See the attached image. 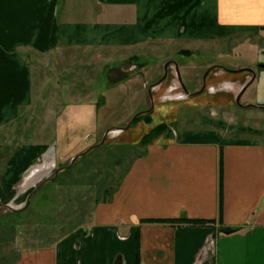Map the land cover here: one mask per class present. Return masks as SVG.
<instances>
[{
  "label": "crops",
  "instance_id": "1",
  "mask_svg": "<svg viewBox=\"0 0 264 264\" xmlns=\"http://www.w3.org/2000/svg\"><path fill=\"white\" fill-rule=\"evenodd\" d=\"M260 33L264 0H0V209L23 218L38 192L65 171L61 128L39 142L26 130L37 95L31 59H42L47 69L97 61L110 87L97 86L103 87L97 96L109 97L114 83L126 79L113 68L116 55L160 45L178 60L187 56L182 51L221 49ZM168 63L149 92V122L124 128L113 144L135 145L161 125L174 130L186 109L231 108L256 79L250 62L213 65L203 88L190 93L177 63ZM187 76L197 84L198 76ZM252 97L242 106H251ZM178 220L211 223L147 222ZM12 264H264V142L228 139L215 125L160 136L85 222L53 244L19 252Z\"/></svg>",
  "mask_w": 264,
  "mask_h": 264
},
{
  "label": "rangeland",
  "instance_id": "2",
  "mask_svg": "<svg viewBox=\"0 0 264 264\" xmlns=\"http://www.w3.org/2000/svg\"><path fill=\"white\" fill-rule=\"evenodd\" d=\"M173 54L170 48L154 45L140 55H116L113 68L124 73L126 79L114 83V91L109 92V97L107 93L99 96L103 87L100 90L97 86L105 87L107 80L101 74L102 67L97 61L92 66H82V60L77 59L75 64L65 63L47 69L42 59L30 60L34 66L33 90L37 95L25 120L26 130L35 134V141L39 142L54 139L59 129L53 128L56 125L61 128L59 132L63 133L66 148V161L62 162L65 171L57 175L47 189L38 192L29 209L21 213L23 218H16L11 212L0 209V264H12L23 250L53 244L66 232L85 222L96 204L111 197L131 162L142 156L145 146L154 139L145 146L141 145L144 137L139 143L127 146L113 144L111 140L119 138L124 128H135L141 122H149L147 112L152 105L149 92L164 74V69L171 66L168 63L171 60L177 63L181 80L190 93L203 88L207 70L213 65L230 69L243 67L249 62L253 64L251 68L256 79L242 95L240 105L217 109L213 113L208 109H186L180 113V120L173 127L180 131L215 125L228 139L248 137L264 142V109L260 108L264 107V34L227 42L221 49H199L193 55L182 51L189 57L183 56L178 60ZM134 64L137 68L133 67ZM183 66H187L188 71L183 72ZM187 73L198 76H195L197 84L187 83ZM252 93L251 107H243ZM97 104L98 108L92 110ZM75 106L81 112L76 113ZM76 121L77 124L74 123ZM93 125L96 128L90 129ZM46 126L50 130H45ZM174 130L166 127L158 137L170 135ZM25 134L26 131L20 136L26 140Z\"/></svg>",
  "mask_w": 264,
  "mask_h": 264
},
{
  "label": "trees",
  "instance_id": "3",
  "mask_svg": "<svg viewBox=\"0 0 264 264\" xmlns=\"http://www.w3.org/2000/svg\"><path fill=\"white\" fill-rule=\"evenodd\" d=\"M166 128V126L161 125L158 126L157 128L153 129L152 132H150L149 134H147L146 136H144V138L141 140V145L145 146L147 145L151 140L155 139L156 137H158L162 131H164V129ZM221 182V179H220ZM219 182V184H220ZM221 186V185H219ZM147 222H151V223H173L174 225H189V226H198V225H208L211 222L208 221H203V220H178V221H147Z\"/></svg>",
  "mask_w": 264,
  "mask_h": 264
},
{
  "label": "water",
  "instance_id": "4",
  "mask_svg": "<svg viewBox=\"0 0 264 264\" xmlns=\"http://www.w3.org/2000/svg\"><path fill=\"white\" fill-rule=\"evenodd\" d=\"M243 71H246V72L251 73L252 76L254 77V72H253L251 69H243ZM250 83H251V82H250ZM250 83H249V84H250ZM249 84H248V85H249ZM248 85H246V86L242 89V91L238 94V96H237V98H236V104H237V105H240V97H241V95L243 94V92L245 91V89L247 88ZM249 107H251V106H249ZM260 108L264 109V107H260Z\"/></svg>",
  "mask_w": 264,
  "mask_h": 264
}]
</instances>
